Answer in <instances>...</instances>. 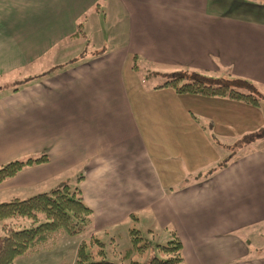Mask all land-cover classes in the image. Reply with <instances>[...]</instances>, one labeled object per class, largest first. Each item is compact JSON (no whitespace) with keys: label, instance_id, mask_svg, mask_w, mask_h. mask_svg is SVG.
Returning <instances> with one entry per match:
<instances>
[{"label":"crops","instance_id":"1","mask_svg":"<svg viewBox=\"0 0 264 264\" xmlns=\"http://www.w3.org/2000/svg\"><path fill=\"white\" fill-rule=\"evenodd\" d=\"M141 64L165 81L139 84ZM186 71L246 79L264 95V0H0V167L49 158L1 183L0 197L75 182L97 231L144 215L176 232L184 264H264V140L198 178L222 157H154L156 110L200 137L197 116L222 139L233 135L213 118L239 114L242 144L264 128L261 105L158 88Z\"/></svg>","mask_w":264,"mask_h":264},{"label":"trees","instance_id":"2","mask_svg":"<svg viewBox=\"0 0 264 264\" xmlns=\"http://www.w3.org/2000/svg\"><path fill=\"white\" fill-rule=\"evenodd\" d=\"M165 87L178 95L226 99L251 108L261 105L256 85L242 78H214L186 71L174 74L158 88ZM256 136L264 137V128ZM48 160V156L42 155L8 162L0 167V184ZM133 218L135 215L130 216V220ZM93 221L94 212L86 205L79 186L64 184L47 193L0 203V264H16L59 237L84 236ZM170 233L167 244L153 245L140 230L129 229L130 247L126 249H120L115 238L105 243L90 234L79 243L74 264H184L182 241L175 231Z\"/></svg>","mask_w":264,"mask_h":264},{"label":"rangeland","instance_id":"3","mask_svg":"<svg viewBox=\"0 0 264 264\" xmlns=\"http://www.w3.org/2000/svg\"><path fill=\"white\" fill-rule=\"evenodd\" d=\"M160 69V68H159ZM164 67H161L163 70ZM150 69L148 66L141 64L140 70L138 72L139 84L142 86H152L163 83L164 78L157 76V75H149L148 72ZM160 72H163L161 71ZM155 71V70H154ZM156 72V71H155ZM163 78V79H162ZM173 92L172 88H168ZM262 93V92H260ZM133 95V94H132ZM262 95V96H261ZM259 97L261 99V107L264 109V95L261 94ZM188 96V95H186ZM192 97V96H188ZM198 97V96H196ZM204 98V97H198ZM207 99V98H205ZM167 101V100H165ZM237 105V103H235ZM240 105V104H239ZM237 105V106H239ZM244 107H248L246 105H240ZM228 110L224 113L226 114ZM247 112V111H245ZM258 114H261V111H257ZM245 114V113H243ZM161 113L159 110H156L153 113V126L150 128V132L153 135L151 138V148L154 152V157L158 156V154H164V156H168L170 162L175 159L174 156L180 155L181 156H221L219 160H217L214 165L209 166L204 170H199L194 172L192 175L193 178H198L200 174L207 175L212 173L211 171L219 170L220 167L225 165L231 158H235L237 156H242L243 152H245L250 147H255L253 144H256L259 140H264V137H249L246 144L240 143L243 139H241V135L249 131H245L239 136V133L245 130V120L242 121L239 119V114L233 111V118L235 119L229 121L226 116L220 114L213 120L217 119V126L224 125L228 131L219 130L218 133H231L233 136H227L220 138H215L212 134V127L210 126L209 121L207 119L201 118L197 116L198 122L203 124L207 128V136L203 137L197 135V131L195 127L188 124L185 120V132H181L178 122L175 119V114H168L164 121L161 120ZM217 115V114H216ZM229 115V114H228ZM181 116L185 117V114L180 113V118L183 119ZM186 118V117H185ZM175 119V122H174ZM187 119V118H186ZM184 120V119H183ZM251 126V124H250ZM223 127V126H222ZM249 127V126H248ZM263 125L258 124L253 126L251 131H258L261 129L262 131ZM194 128V129H193ZM220 128V127H219ZM229 128V129H228ZM218 129V128H217ZM169 130V132H168ZM258 132V135L260 132ZM238 133V134H235ZM206 137L208 139H206ZM233 137V138H232ZM205 139V142H204ZM241 139V140H240ZM239 141V142H238ZM215 144H212V143ZM226 144H222L225 143ZM249 143H253L252 145ZM156 154V155H155ZM197 173V174H196ZM182 181L185 183L189 181V179L183 178ZM70 185H75V182H72ZM73 186L72 188H74ZM8 199L11 198H2L0 197V203L7 202ZM10 201V200H9ZM28 226V224H27ZM2 224L0 223V232H1ZM129 229H138L142 232L143 236L147 239V241L151 242L153 245H165L171 240V233L169 230H165L159 228L158 225L154 223V221L147 219V216L144 215H135V218L129 220L125 225H120L116 227H111L106 231H97V227L95 222L93 221L92 225L88 228L86 234L84 236H77V237H59L58 240L48 245L45 248H42L38 253L21 258L17 260L16 264H74L75 257H76V250L79 243L83 239H88L90 234H95L97 238L102 240L105 243H109L110 239L115 238L119 244L120 249H126L130 247ZM107 233V234H106Z\"/></svg>","mask_w":264,"mask_h":264}]
</instances>
